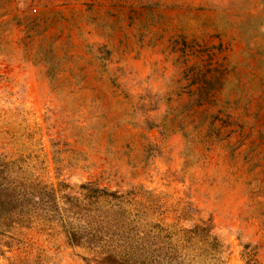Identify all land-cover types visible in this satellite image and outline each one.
I'll list each match as a JSON object with an SVG mask.
<instances>
[{"label": "rangeland", "instance_id": "1", "mask_svg": "<svg viewBox=\"0 0 264 264\" xmlns=\"http://www.w3.org/2000/svg\"><path fill=\"white\" fill-rule=\"evenodd\" d=\"M2 159L199 225L217 248L192 264H264V0H0ZM88 257L57 226L0 225V264Z\"/></svg>", "mask_w": 264, "mask_h": 264}, {"label": "trees", "instance_id": "2", "mask_svg": "<svg viewBox=\"0 0 264 264\" xmlns=\"http://www.w3.org/2000/svg\"><path fill=\"white\" fill-rule=\"evenodd\" d=\"M16 166V161L0 160V225L57 226L70 247L88 251L87 264H192L185 252L190 245L217 248V239L199 225L177 230L146 219L147 207L131 198L134 190L86 182L71 192L64 183L24 177Z\"/></svg>", "mask_w": 264, "mask_h": 264}]
</instances>
